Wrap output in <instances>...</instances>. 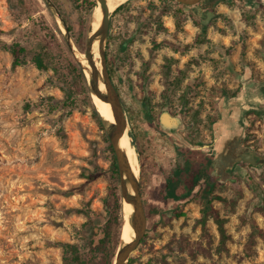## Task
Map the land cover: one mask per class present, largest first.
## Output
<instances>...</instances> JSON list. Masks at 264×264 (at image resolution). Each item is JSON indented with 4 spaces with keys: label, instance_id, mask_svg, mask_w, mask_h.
<instances>
[{
    "label": "rangeland",
    "instance_id": "obj_1",
    "mask_svg": "<svg viewBox=\"0 0 264 264\" xmlns=\"http://www.w3.org/2000/svg\"><path fill=\"white\" fill-rule=\"evenodd\" d=\"M57 1L62 11L47 0H0V264H66V244L97 264L109 193L120 188L108 124L93 118L88 84L68 63L79 58L86 73L93 69L65 29L66 20L78 28L82 0ZM210 2L127 0L110 14L108 69L127 114L144 205L158 212L134 264H264V243L250 238L252 222L264 229V0ZM91 20V27L101 22L96 7ZM15 44L26 50L18 67L8 51ZM38 54L46 70L35 66ZM164 110L182 115L194 145L213 143L219 119L216 139L221 124L261 161H244L224 179L213 171L207 198L205 180L188 199L169 198L173 179L189 174L175 140L158 128ZM208 200L226 219L225 246L212 219L205 231L198 223Z\"/></svg>",
    "mask_w": 264,
    "mask_h": 264
},
{
    "label": "trees",
    "instance_id": "obj_2",
    "mask_svg": "<svg viewBox=\"0 0 264 264\" xmlns=\"http://www.w3.org/2000/svg\"><path fill=\"white\" fill-rule=\"evenodd\" d=\"M171 1L175 3L174 0ZM221 1L223 0H211L210 5H214L215 3ZM51 2H53L57 6V8L62 11L57 0H51ZM176 4L185 7L184 5H181L179 3ZM96 6L97 3L94 0H82V4L79 6L81 17H79V26L77 29L65 19L68 25V32L74 39L79 51L83 54L86 51V44L90 31L91 17ZM124 7V4L118 7L115 13L120 12ZM254 19V17L251 18V20ZM206 30L207 29H205V32ZM8 51H10L14 58L13 67L21 66L23 64L21 60V55L25 53L26 50L20 47L19 45L15 44L9 47ZM71 59L72 60L69 59L68 63L73 74L80 79L81 83H86L87 80L82 71V68L73 60V58ZM34 64L40 70H46L50 65V63L47 61V58L41 54H38L34 57ZM84 91L87 94L86 102L89 107L93 110V118L96 120L97 123L102 125V118L97 112L92 102V98L87 87H84ZM218 122L219 119H214L211 124L216 125ZM194 146L202 145L198 143ZM182 152L186 160L185 170L189 174V178L185 180L182 176L179 175L175 179H173L171 183V189L167 193L168 197L175 201L188 199L194 193L195 188L199 186L200 181L205 180V188L202 191L201 196H205L207 198L215 190V184L217 182L216 177L212 176V172L214 171L212 158L204 154L202 150L198 151L185 148ZM113 171L115 176H119L116 161H114ZM242 196V194H239L237 196V199L234 200V203L236 204L238 200L242 198ZM109 198L112 199V202L107 205L109 219L104 229L105 237L100 241V244L97 248V255L100 258V261L97 264H114L115 257L120 244V237L123 225L120 213L123 210V203L121 191L118 186H115L111 189L109 193ZM145 210L148 218V226H150V220L155 219L158 212L156 208L152 205L145 206ZM261 211L264 212V207L261 208ZM202 215L203 217L198 221V223L202 227V230H206L208 221L212 219L217 225L221 237V244L222 246H225L226 242L229 240V236L227 235L226 230V219L221 217L220 212L212 206L210 200L207 201L205 207L203 208ZM181 216L184 215H177V217ZM250 238L253 242H256V239H260L264 243V229H262L256 222H252L251 224ZM65 249L66 252L69 253L71 256L70 258L65 259L67 262L66 264H86L80 259L78 248L75 245L66 244ZM130 264H134L133 259H130Z\"/></svg>",
    "mask_w": 264,
    "mask_h": 264
},
{
    "label": "water",
    "instance_id": "obj_3",
    "mask_svg": "<svg viewBox=\"0 0 264 264\" xmlns=\"http://www.w3.org/2000/svg\"><path fill=\"white\" fill-rule=\"evenodd\" d=\"M51 2L50 0H47ZM101 6L102 11V21L99 29L93 33V29L90 25V31L86 44L85 55L87 56L88 61L91 63L93 70L90 72V77L88 78L85 73V67L83 66L81 60L77 58L79 64L81 65L85 77L87 80L88 88L90 91V95L97 96L101 101L110 104L113 116L115 118V123L110 124L105 121L102 117V123L108 124V137L110 140V144L114 151L116 157V163L118 167L119 174V186L122 196V202L131 204L133 206V213L129 218V224L131 228L134 230L136 237L135 239L127 244H123L119 249L115 257L114 264H128L131 256L141 245L143 239L146 237L148 231V218L145 210V205L141 193V184L139 177L137 178L133 173L126 154L119 148V140L121 136L124 134L127 124L128 118L122 103L121 97L119 95L118 90L115 87V84L112 80L110 71L108 69L107 55H106V42L110 31V22L111 15L106 3V0H95ZM175 2L184 5V6H196L201 3L203 0H174ZM92 21V20H91ZM66 34H68V28L65 25ZM99 39L100 42V53L103 62V74L100 75L95 64L93 62L92 49L95 41ZM247 75L245 78L247 79ZM105 85L106 90L103 91L101 89L100 83ZM165 116L172 120L171 124H162V130L164 132H170L172 129L181 130L184 129V124L180 116L177 118H172L169 112L165 113ZM218 127L219 124H216L215 135H218ZM189 149L192 150H205L207 146H193L191 144H186ZM228 159L232 161V163L245 161L250 165H255L257 163L258 156L254 153H246L244 157L238 158L236 160L233 159V156H228ZM132 187L134 190V194L130 193L129 187Z\"/></svg>",
    "mask_w": 264,
    "mask_h": 264
},
{
    "label": "flooded vegetation",
    "instance_id": "obj_4",
    "mask_svg": "<svg viewBox=\"0 0 264 264\" xmlns=\"http://www.w3.org/2000/svg\"><path fill=\"white\" fill-rule=\"evenodd\" d=\"M169 112L172 116V118H177L178 116L181 117L182 122L184 124V129L181 130H175L172 129L169 133L164 132L162 130V124H171L172 120L168 119L165 116V113ZM158 128L159 130L168 135L170 138L175 140L178 151L182 155L184 162L186 163L185 157L183 155V150L185 148H188L186 144H192L191 140L184 134L186 131V123L184 121V118L180 114H174L169 110H164L162 114L158 118ZM220 137L218 140L216 139L215 131H214V141L212 144L205 145L201 144L202 146H207L208 148L205 150H202L204 154L211 157L213 160V169L214 171H217L222 179H224L227 176H230V172L234 167L244 162L243 160L240 162H234L230 161L228 159V156L232 155L233 159L236 160L238 158L244 157V154L246 153H254L251 149L245 147L242 145V142H238L235 138L231 137L229 133L225 132L224 127L220 124ZM215 130V129H213ZM192 150V149H191ZM255 154V153H254ZM261 161V158L258 157L257 163ZM188 174V173H187ZM189 178V177H188ZM187 178V179H188ZM186 180V179H185Z\"/></svg>",
    "mask_w": 264,
    "mask_h": 264
},
{
    "label": "bare ground",
    "instance_id": "obj_5",
    "mask_svg": "<svg viewBox=\"0 0 264 264\" xmlns=\"http://www.w3.org/2000/svg\"><path fill=\"white\" fill-rule=\"evenodd\" d=\"M126 1L127 0H106L110 14L114 13L118 9V7L123 5ZM96 15L102 21L101 6L98 2H97V6H96ZM100 25H101V22H100V24L95 23L93 25V27H92L93 33L99 29ZM99 45H100V42H99V39H97L93 45L92 55L94 57L93 59H96V56L98 53V59H97V62L95 64V67L97 68L99 74L102 75L103 74V62H102V57H101ZM93 62H94V60H93ZM87 65H88L87 68H89V69L92 68V65L90 62ZM90 72L89 73L85 72L88 78L90 77ZM100 86H101V89L103 91L106 90L105 85L102 82L100 83ZM91 98H92V102H93L97 112L99 113V115L108 123H110V124L115 123V118L113 116L110 104L101 101L95 95L92 96ZM127 129H128V125L126 127L124 134L121 136V138L119 140V148L126 154L129 165H130L133 173L135 174V176L138 178L139 174H140V167H139V169H137V154H136L134 147L129 143L130 137L128 135H126ZM129 190H130L131 194H134V190L131 186L129 187ZM123 208H124V214H125V216H124L125 222H124L122 240L125 244H127V243L132 242L136 237L134 230L131 228V226L129 224V218L132 215L134 209H133V206L131 204H128V203H124Z\"/></svg>",
    "mask_w": 264,
    "mask_h": 264
},
{
    "label": "crops",
    "instance_id": "obj_6",
    "mask_svg": "<svg viewBox=\"0 0 264 264\" xmlns=\"http://www.w3.org/2000/svg\"><path fill=\"white\" fill-rule=\"evenodd\" d=\"M225 132H227V133H228V130H225Z\"/></svg>",
    "mask_w": 264,
    "mask_h": 264
}]
</instances>
